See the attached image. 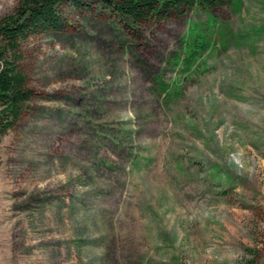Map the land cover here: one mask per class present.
<instances>
[{"label": "rangeland", "instance_id": "rangeland-1", "mask_svg": "<svg viewBox=\"0 0 264 264\" xmlns=\"http://www.w3.org/2000/svg\"><path fill=\"white\" fill-rule=\"evenodd\" d=\"M65 13L21 42L32 97L0 135V264H264V0L133 28ZM196 34L212 47L183 74Z\"/></svg>", "mask_w": 264, "mask_h": 264}, {"label": "trees", "instance_id": "trees-1", "mask_svg": "<svg viewBox=\"0 0 264 264\" xmlns=\"http://www.w3.org/2000/svg\"><path fill=\"white\" fill-rule=\"evenodd\" d=\"M232 0H20L14 13L0 20V135L13 127L22 106L32 97L20 64L21 42L30 36L61 31L69 25L68 7L100 8L118 17L129 28L169 18H179L193 8L211 16ZM212 47L210 38L201 34L188 38L182 51L172 56L182 73H193L203 65L205 52ZM180 81V79H179ZM161 93L169 94V85L156 79Z\"/></svg>", "mask_w": 264, "mask_h": 264}]
</instances>
